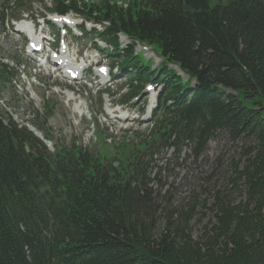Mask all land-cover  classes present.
I'll return each instance as SVG.
<instances>
[{"label": "trees", "instance_id": "trees-1", "mask_svg": "<svg viewBox=\"0 0 264 264\" xmlns=\"http://www.w3.org/2000/svg\"><path fill=\"white\" fill-rule=\"evenodd\" d=\"M65 1L56 0L60 13L108 22L110 35L156 47L190 80L166 67L152 72L132 48L125 52L134 89L150 80L166 85L165 120L154 135L158 147L142 142L119 167L76 145L50 155L26 127L0 115V264H264V0H124L125 8ZM11 76L3 59L0 96ZM221 133L248 143L226 184L213 187L214 172L200 197L170 207L139 153L191 145L198 159ZM209 199L211 219L195 239L192 223Z\"/></svg>", "mask_w": 264, "mask_h": 264}, {"label": "rangeland", "instance_id": "rangeland-1", "mask_svg": "<svg viewBox=\"0 0 264 264\" xmlns=\"http://www.w3.org/2000/svg\"><path fill=\"white\" fill-rule=\"evenodd\" d=\"M213 1L217 2L216 0ZM4 2L5 0H0V61L4 59L5 64H9L8 66H10L12 71H14L18 77L30 78L35 74V72H31L24 66V64L22 65L21 60H24L30 65L33 63L28 60L25 53L19 54L15 51L16 47L23 48V43L19 39L4 35L2 26ZM119 2L121 3V1ZM28 10H31L32 15L41 16L47 12L51 13L54 11V3L47 1L46 3L41 4L38 1H34L31 4V7L26 11L28 12ZM19 11L14 12L13 15H9L8 17L20 18L21 16ZM4 29L7 30V26H4ZM16 60L17 62L15 63ZM97 61H100L103 64H109V61L105 58L98 59ZM158 67L159 64L152 63L153 69ZM169 69L176 70V68L172 66H170ZM24 71L28 73L29 76L24 75ZM42 78H44V75L39 76L38 80H43ZM31 80H34V78L30 79V81ZM127 84H129V82ZM118 88L119 86L113 89L115 100L120 99L117 91ZM35 91L38 93L41 100H38L37 103L33 102V104H31L30 101L32 98L30 99L28 96L26 98L27 92H23L21 87L20 90L18 89L17 93V90H13L12 88L6 86L2 96H0V115L5 114V118H11L20 127L29 126L31 129H36L33 128L32 125L36 126V124H42V122L34 113H43L42 110H45L43 106H45V103L49 102L52 111V119L50 120L49 127L53 126V128H56L52 142L48 144V147L49 149H54L55 145L62 146L65 143V140L62 138L59 131H62L67 135L65 139L68 144L66 145H70L72 140L71 138L73 137V130H70V128L65 126L69 124L67 119L70 118L72 114V104L67 103L65 96L60 93L59 88H55L57 93L54 94L49 90L46 91L43 89V86L41 89H35ZM19 93L22 94V96H19ZM17 98L19 100L18 104ZM105 99L106 104H104ZM87 101L90 113L97 124L106 130L109 127H112V123L105 118L104 114V106L107 105L108 97L101 99L99 96H94L92 99ZM37 108H41L42 110L37 111ZM109 108L110 107L108 106L106 109L107 113L109 112ZM84 109V113H86L87 108ZM83 115L87 116V114ZM78 126L85 128V122ZM87 128L89 133L86 135L85 140L81 143V147L86 148L94 155L107 152L108 157H114V153L119 146L109 143L108 134L98 128L95 123L93 127V125L88 122ZM98 131L101 134V142H99V138L97 136ZM42 135H44V133H42ZM135 145L136 144L134 143L130 147L126 148V150H131V147ZM247 148L248 143L246 141L232 139L228 134L221 133L207 144L203 155L198 159L194 158L191 145H185L182 147L180 153L179 150L175 149H162L159 152H150L145 155L144 163H149L152 169L151 177L152 179H155L151 185L153 190L160 191L161 195L168 193V199L173 201L170 207L176 208L180 207L181 204H187L190 201L192 194L200 197L201 191L204 190L202 188L209 187L206 183L207 181H204V179L214 172L216 176L213 178L211 185L215 188L225 185L227 179L225 178V172L230 169L233 162L237 163L243 159V155L247 151ZM135 151L137 152V147H135ZM49 153H51V151ZM108 162L109 160L106 161V163ZM156 180L159 181L157 182ZM216 183H218V186H216ZM212 203L213 200L209 199L207 203L208 209H206L202 214H199L192 223V235L195 239H199L201 237L203 226L209 219H211L209 207ZM163 205L169 204L164 201ZM198 219H201L200 225Z\"/></svg>", "mask_w": 264, "mask_h": 264}, {"label": "bare ground", "instance_id": "bare-ground-1", "mask_svg": "<svg viewBox=\"0 0 264 264\" xmlns=\"http://www.w3.org/2000/svg\"><path fill=\"white\" fill-rule=\"evenodd\" d=\"M22 31H24V29H22ZM69 97V100H72V98H71V96L69 95L68 96ZM82 106H79V112H82L83 111V109L81 108ZM81 108V109H80ZM113 110L111 109V108H109V113H111V114H113V112H112ZM83 114V113H82Z\"/></svg>", "mask_w": 264, "mask_h": 264}]
</instances>
